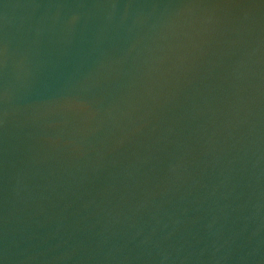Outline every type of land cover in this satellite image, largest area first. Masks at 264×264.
Listing matches in <instances>:
<instances>
[{
	"label": "water",
	"instance_id": "1",
	"mask_svg": "<svg viewBox=\"0 0 264 264\" xmlns=\"http://www.w3.org/2000/svg\"><path fill=\"white\" fill-rule=\"evenodd\" d=\"M0 264H264V0H0Z\"/></svg>",
	"mask_w": 264,
	"mask_h": 264
}]
</instances>
